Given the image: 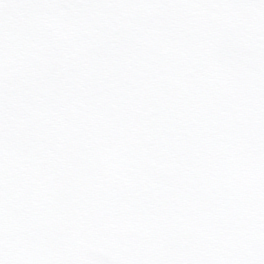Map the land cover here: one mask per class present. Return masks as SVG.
<instances>
[{"label":"snow or ice","instance_id":"6c2138e0","mask_svg":"<svg viewBox=\"0 0 264 264\" xmlns=\"http://www.w3.org/2000/svg\"><path fill=\"white\" fill-rule=\"evenodd\" d=\"M0 264H264V0H0Z\"/></svg>","mask_w":264,"mask_h":264}]
</instances>
